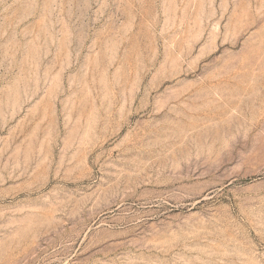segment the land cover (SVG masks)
<instances>
[{
	"label": "rangeland",
	"instance_id": "rangeland-1",
	"mask_svg": "<svg viewBox=\"0 0 264 264\" xmlns=\"http://www.w3.org/2000/svg\"><path fill=\"white\" fill-rule=\"evenodd\" d=\"M0 264H264V0H0Z\"/></svg>",
	"mask_w": 264,
	"mask_h": 264
}]
</instances>
